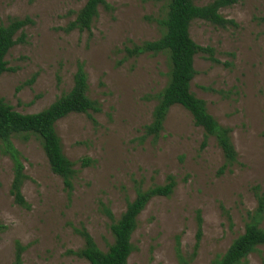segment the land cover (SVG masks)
<instances>
[{"label": "rangeland", "instance_id": "obj_1", "mask_svg": "<svg viewBox=\"0 0 264 264\" xmlns=\"http://www.w3.org/2000/svg\"><path fill=\"white\" fill-rule=\"evenodd\" d=\"M106 1L111 8L99 7L90 30L65 32L86 0H0V25L33 20L24 28L25 41L6 57L10 70L0 77V99L20 113L40 112L72 89L82 63L88 95L101 106L90 113L93 118L72 113L56 124L63 152L77 170L71 196L52 172L39 139L12 138L28 176L22 193L30 210L16 205L10 193L13 162L0 140V224L5 226L0 264L14 263L16 242L27 247L24 264H89L70 253L84 246L77 230L85 228L107 251L113 237L105 209L119 219L135 199L137 184L142 189L163 185L169 175L176 180L174 192L153 198L139 215L128 264H181L178 246L189 259L198 211L203 234L192 264H211L244 232L246 212L257 206L253 188L260 186L264 195V0H237L223 8L221 14L235 26L203 20L190 26L192 39L211 47L219 62L196 55L191 91L232 129L238 162L223 173L224 156L215 139H205L180 105L169 110L156 140L145 136L168 82V57H129L125 48L160 38L157 21L165 16L164 2ZM83 158L92 163L83 167ZM247 264H264V246L249 255Z\"/></svg>", "mask_w": 264, "mask_h": 264}, {"label": "trees", "instance_id": "obj_2", "mask_svg": "<svg viewBox=\"0 0 264 264\" xmlns=\"http://www.w3.org/2000/svg\"><path fill=\"white\" fill-rule=\"evenodd\" d=\"M156 1H162L165 5V16L157 21L162 32L160 38L125 48L129 57H137L142 54H166L168 57V82L159 94L157 105L153 110L152 122L144 128L145 136L156 140L163 131L169 110L175 105H180L192 115L195 125L204 130L205 139L209 137L215 139L224 156L225 162L220 169V173H223L238 162V153L231 138L232 129L221 125L208 112L206 102L191 91V82L196 75L194 67L196 55L205 53L209 55V60L215 63L219 62L214 58V50L211 47H202L192 39L190 26L195 20H203L221 27L235 26L234 20L225 18L221 14V10L232 6L237 0H214L203 6L196 5L195 0ZM100 6L111 8L106 0H86L85 5L77 12L75 20L71 21L63 30L65 32L75 29L81 32L90 30L94 20L98 17ZM30 24H33V20L25 17L11 19L7 24L0 25V77L10 70L6 57L15 45L25 41L24 28ZM88 90L87 74L83 64L79 63L72 89L40 112L20 113L0 99V140L4 143L3 154L11 158L14 169L10 193L15 204L21 208L31 209V205L22 193L28 176L25 173L22 155L13 145L12 138L21 137L24 142L29 141L31 137L39 139L52 172L63 179L65 189L71 196L77 170L75 163L63 152L56 124L72 113H85L93 118L90 113L101 111L100 104L89 97ZM205 145L206 140L202 147ZM90 163L92 160L89 158L81 160L83 167ZM175 186L176 180L172 175L167 177L165 184L155 185L148 189H142L137 184L135 199L127 204L126 210L119 219L115 220L111 210L105 209L106 215L112 221L113 243L109 245L108 250L100 249L91 234L82 228L77 230V233L83 238L84 246L70 253L87 260L89 264H128L130 255L135 251L132 236L138 227L139 215L153 198L171 197ZM253 193L257 206L254 210L246 212L244 232L237 236L226 252L214 259L211 264H247L249 255L258 252L259 247L264 246V228L262 227L264 195L261 193L260 186H255ZM197 222L196 243L191 257L188 259L183 256L179 246L177 247V256L181 264H192L197 256L203 234L201 211L197 212ZM3 229L5 226L0 224V230ZM176 239L179 245V236ZM26 249V246L16 242L13 264H24L23 254Z\"/></svg>", "mask_w": 264, "mask_h": 264}]
</instances>
